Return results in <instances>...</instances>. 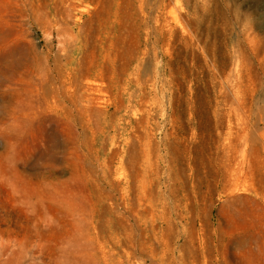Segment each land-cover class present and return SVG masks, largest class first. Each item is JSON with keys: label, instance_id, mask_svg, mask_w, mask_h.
<instances>
[{"label": "rangeland", "instance_id": "obj_1", "mask_svg": "<svg viewBox=\"0 0 264 264\" xmlns=\"http://www.w3.org/2000/svg\"><path fill=\"white\" fill-rule=\"evenodd\" d=\"M0 53V264H264V0H0Z\"/></svg>", "mask_w": 264, "mask_h": 264}, {"label": "bare ground", "instance_id": "obj_2", "mask_svg": "<svg viewBox=\"0 0 264 264\" xmlns=\"http://www.w3.org/2000/svg\"><path fill=\"white\" fill-rule=\"evenodd\" d=\"M66 12H68V11H66ZM10 56H11V53H0V62L2 64V66H4V65L6 66L4 70H5V72H7L9 74L12 73V69L14 68V65L17 66L16 60L11 61ZM24 59H25V55H22L21 61H23ZM58 64H59V62H58ZM28 71L24 70V71L20 72V75L24 76ZM9 74H7V75H9ZM23 78L24 77H21V78L19 77L17 79V76L14 77V74H11L10 76H8L9 81L8 80L7 81L10 82L9 84H11L13 86H18V87H21L24 85L27 86L28 83L25 80H23ZM45 81H48L49 83L55 85L56 86L55 90L58 89L59 92L62 91L63 94H66L65 96L68 97V99L76 98L77 100L82 101L83 108L91 110V111H93V109H96L99 112H101V110L103 109L102 106L106 107L110 102L116 103V101H117L116 100L117 99L116 93H114L112 96H108L107 99L104 98L105 94L103 92L104 91L103 88L107 87V86L104 84V82L98 81L97 75H92L90 73V71H87L86 73H81V72L79 73L78 72V65H76L75 60H74V53H69L67 60H65L64 68L62 69V72L57 73L56 77L51 76V74H50L49 78L47 77L46 79L42 78L41 80H37V83H35L34 86H31V87H35V85L38 86L40 83L42 84ZM130 83H131L130 82V74H128L127 78L125 79V84L127 86L126 90L129 89ZM7 88H9V87H7ZM13 90L14 89H11V91H13ZM129 97H130V92H128V100H129ZM125 107L127 109L126 110V113H127L130 108H129V106H125ZM128 116L129 115L126 114V117H128ZM130 125H131V122H130V120L127 119V126H130Z\"/></svg>", "mask_w": 264, "mask_h": 264}]
</instances>
